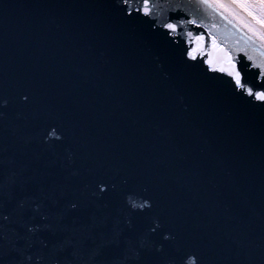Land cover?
<instances>
[{"label": "water", "instance_id": "1", "mask_svg": "<svg viewBox=\"0 0 264 264\" xmlns=\"http://www.w3.org/2000/svg\"><path fill=\"white\" fill-rule=\"evenodd\" d=\"M142 4L0 0V264H264V42Z\"/></svg>", "mask_w": 264, "mask_h": 264}, {"label": "snow or ice", "instance_id": "2", "mask_svg": "<svg viewBox=\"0 0 264 264\" xmlns=\"http://www.w3.org/2000/svg\"><path fill=\"white\" fill-rule=\"evenodd\" d=\"M126 2V0H125ZM199 4L204 7L205 10H211L212 14L219 15L223 21H225L226 25H230L231 28L240 32V28L237 26L235 20L239 19L244 22V26L248 29L249 32L253 33V36L247 35V33H241L246 44L251 45L253 47H258L257 41L254 37H258L261 42H264V0H228V2H219V0H198ZM136 11H141L143 15L151 17L152 16V7L150 4V0H143V4L141 8L136 9ZM226 13H228L226 15ZM243 13L244 15H241ZM230 16L232 18H230ZM259 25L261 31L257 32L256 28L253 25ZM187 23L200 27L202 25L197 24L195 19L188 20ZM164 27L168 31V33L179 35L182 30V25L179 22H168L164 24ZM212 27H215L213 25ZM212 36L211 33H209ZM188 36L190 39L196 40L198 43L204 41V36L200 35L197 37H193L192 33L189 32ZM213 43H215V37L212 36ZM198 49L193 48L190 55L193 59L196 58ZM251 59V57H249ZM264 71V64L257 65ZM231 74V73H230ZM237 83H240L239 73H236ZM249 95H253L252 89H248ZM258 98L264 100V93L258 94Z\"/></svg>", "mask_w": 264, "mask_h": 264}]
</instances>
